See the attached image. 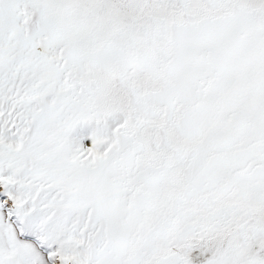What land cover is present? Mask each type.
<instances>
[{
    "label": "snow or ice",
    "instance_id": "obj_1",
    "mask_svg": "<svg viewBox=\"0 0 264 264\" xmlns=\"http://www.w3.org/2000/svg\"><path fill=\"white\" fill-rule=\"evenodd\" d=\"M0 264H264V0H0Z\"/></svg>",
    "mask_w": 264,
    "mask_h": 264
}]
</instances>
